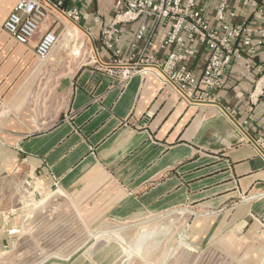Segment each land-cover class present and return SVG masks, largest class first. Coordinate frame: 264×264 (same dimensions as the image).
I'll list each match as a JSON object with an SVG mask.
<instances>
[{"label": "crops", "instance_id": "1", "mask_svg": "<svg viewBox=\"0 0 264 264\" xmlns=\"http://www.w3.org/2000/svg\"><path fill=\"white\" fill-rule=\"evenodd\" d=\"M18 1L0 0V168L9 162L53 198L76 210L101 202L120 220L183 210L216 237L256 234L264 226V153L256 142L264 137V93L250 101L264 72V47L233 60L213 101L194 103L156 65L141 61L142 53L145 60L165 59L164 24H122L115 54L101 39L113 19L112 0H56L63 10L79 9L96 55L58 80L50 96L48 61L41 63L35 49L44 32L62 34L52 20L58 12L48 8L37 36L18 43L3 29ZM216 6L208 4L206 18L218 27ZM243 19L239 13L230 22ZM141 24L147 33L137 40ZM207 57L197 46L189 60L196 74ZM127 70L136 73L120 85L112 73Z\"/></svg>", "mask_w": 264, "mask_h": 264}, {"label": "rangeland", "instance_id": "2", "mask_svg": "<svg viewBox=\"0 0 264 264\" xmlns=\"http://www.w3.org/2000/svg\"><path fill=\"white\" fill-rule=\"evenodd\" d=\"M52 20L63 33L64 19L55 13ZM59 43L47 60L50 96L77 56L76 41L62 35ZM95 55L86 51L84 64ZM2 167L0 264H264V226L256 234L216 237L183 210L120 220L101 202L76 210L64 198L43 201L36 189L23 187L22 169L14 173L9 162ZM11 229L16 234L8 238Z\"/></svg>", "mask_w": 264, "mask_h": 264}, {"label": "built area", "instance_id": "3", "mask_svg": "<svg viewBox=\"0 0 264 264\" xmlns=\"http://www.w3.org/2000/svg\"><path fill=\"white\" fill-rule=\"evenodd\" d=\"M216 0H114L113 19L103 27L101 39L106 49L116 50L121 40L122 24L151 20L153 29L164 24L165 34L160 43L161 51L166 54L161 63L143 58L144 64L156 65L165 80L171 83L178 94L190 102L213 101L215 92L225 83L226 69L235 58L244 55L254 57L264 47V1L263 0H217L214 9V21L218 27L206 18L209 3ZM53 7L60 15L80 27L78 8L63 10L56 0H19L15 8L3 23V29L18 43H28L40 32L41 25ZM242 14L244 19L232 23L230 20ZM147 27L141 24L136 39L142 40ZM61 34L53 31L44 32L38 39L36 57L44 61L60 41ZM197 46L207 50V61L201 74H196L189 65V60L196 54ZM136 70L112 73L120 85H124ZM264 93V72L250 101L255 102ZM264 153V137L257 141ZM25 190L34 191L32 179L23 181ZM38 193V192H35ZM36 195V194H35ZM16 230L8 231V237Z\"/></svg>", "mask_w": 264, "mask_h": 264}, {"label": "bare ground", "instance_id": "4", "mask_svg": "<svg viewBox=\"0 0 264 264\" xmlns=\"http://www.w3.org/2000/svg\"><path fill=\"white\" fill-rule=\"evenodd\" d=\"M60 16L65 21L64 22L65 23V28H64V31L61 34V36L63 35L64 40L72 39V40L76 41V43H78L77 47H76V55L77 56H76V58L73 59L72 65L70 66L69 74H72V72H74V70L76 69V67L78 65H80L81 63L86 61V57L84 56V53L86 51H88L90 54L92 53L93 45H92L90 37H88L85 34V32L79 26H76L75 24L71 23L65 16H62V15H60ZM59 42L55 46V48L53 49V51L50 53V55L48 56V58L46 60H44V61L40 60L41 63H44L47 60H49L52 57V55L54 53H56L57 50H59L58 48H61V46L58 47L59 44H60ZM157 72H158V74L160 73L158 70H157ZM35 189H36L37 192H39V194H43V196H44L43 201L44 200L51 201L53 199V197L55 196L54 192H51L50 190H47L39 182L35 183ZM59 195H61L63 197H66V194L64 192L60 193ZM261 212H262V210H261Z\"/></svg>", "mask_w": 264, "mask_h": 264}]
</instances>
